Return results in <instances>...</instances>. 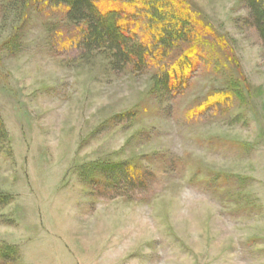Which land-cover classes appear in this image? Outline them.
Returning a JSON list of instances; mask_svg holds the SVG:
<instances>
[{
  "label": "rangeland",
  "instance_id": "374dc122",
  "mask_svg": "<svg viewBox=\"0 0 264 264\" xmlns=\"http://www.w3.org/2000/svg\"><path fill=\"white\" fill-rule=\"evenodd\" d=\"M156 3L182 38L140 13L137 70L61 7L0 0V264H264V40L246 0Z\"/></svg>",
  "mask_w": 264,
  "mask_h": 264
},
{
  "label": "trees",
  "instance_id": "16d2710c",
  "mask_svg": "<svg viewBox=\"0 0 264 264\" xmlns=\"http://www.w3.org/2000/svg\"><path fill=\"white\" fill-rule=\"evenodd\" d=\"M43 1L64 9L65 17L70 22L83 23L86 30L77 44L87 53L97 50L107 51L115 68H123L131 64L137 70H142L154 61L156 51L153 49V44L149 46L145 37L140 39L138 36L140 13L148 14L156 22H162L154 42L161 44L164 49L182 38L180 23L173 24L177 26L170 23L171 20L176 19L175 14L163 9L160 3H156L161 0H119L120 6H105L103 2L99 3L100 0ZM246 2L264 40V0H246ZM183 13L178 11L179 15ZM165 21H167L166 25H164ZM192 66L189 56H185L176 66H171L160 74L158 85L166 93L173 91L178 85L187 82ZM6 139L7 132L3 122L0 121V145ZM1 198L0 196V204L4 201Z\"/></svg>",
  "mask_w": 264,
  "mask_h": 264
}]
</instances>
